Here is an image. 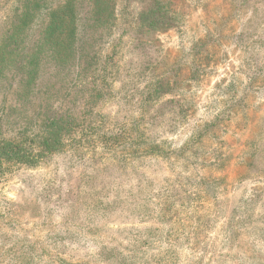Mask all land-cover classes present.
I'll return each instance as SVG.
<instances>
[{"label":"rangeland","instance_id":"obj_1","mask_svg":"<svg viewBox=\"0 0 264 264\" xmlns=\"http://www.w3.org/2000/svg\"><path fill=\"white\" fill-rule=\"evenodd\" d=\"M22 1L0 0V40ZM165 1L177 25L142 55L130 49L139 4L115 0L99 51L122 70L157 60L147 74L166 93L137 131L115 81L96 131L81 123L79 143L0 174V264H264V0ZM3 97L17 112L15 89Z\"/></svg>","mask_w":264,"mask_h":264},{"label":"trees","instance_id":"obj_2","mask_svg":"<svg viewBox=\"0 0 264 264\" xmlns=\"http://www.w3.org/2000/svg\"><path fill=\"white\" fill-rule=\"evenodd\" d=\"M137 3L136 35L130 49H139L144 55L146 49L155 45L153 36L175 27L178 18L165 0ZM115 5V0L22 1L19 13L0 40V90L13 93L15 89L17 102L14 112L5 97L0 100V174L10 167H33L46 156L64 151L67 142L79 143L72 134L81 123L84 126L76 133L96 131L91 119L95 105L111 98L115 81L121 83L117 92L121 98L139 107L134 111L137 131L138 121L147 116L146 105L166 93L163 76L147 74L153 71L151 67L157 60L152 62L145 56L138 59L133 69L122 70L112 50L101 55L99 47L110 41L105 37L116 20ZM45 73L46 85L41 86L39 80ZM143 77L147 81L139 88L141 80L137 79ZM51 79L65 82L63 89L53 91L52 83L56 81ZM165 104L148 114L149 121L165 117ZM175 115L171 119L174 126ZM98 117L102 122V114ZM111 138L116 137L107 136V140ZM154 149L150 151L157 148ZM115 204L112 202L111 206ZM108 206L105 204L104 208ZM144 242L148 245L147 240Z\"/></svg>","mask_w":264,"mask_h":264}]
</instances>
